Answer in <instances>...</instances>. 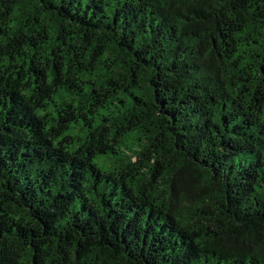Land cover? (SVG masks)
<instances>
[{"label": "trees", "instance_id": "trees-1", "mask_svg": "<svg viewBox=\"0 0 264 264\" xmlns=\"http://www.w3.org/2000/svg\"><path fill=\"white\" fill-rule=\"evenodd\" d=\"M0 264H264V0H0Z\"/></svg>", "mask_w": 264, "mask_h": 264}]
</instances>
